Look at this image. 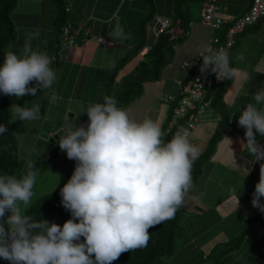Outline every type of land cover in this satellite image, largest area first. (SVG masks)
I'll return each instance as SVG.
<instances>
[{"label":"clouds","instance_id":"clouds-1","mask_svg":"<svg viewBox=\"0 0 264 264\" xmlns=\"http://www.w3.org/2000/svg\"><path fill=\"white\" fill-rule=\"evenodd\" d=\"M116 35L128 39L122 29ZM38 36L37 32L27 38L22 56L5 55L0 65V94L35 96L38 89H49L57 80L50 67L54 58L31 47V40ZM200 57L201 71L211 66L218 79L221 75L233 78L224 49L207 48ZM33 81L35 86L30 87ZM57 99L52 97L53 102ZM253 100L244 107L238 125L245 129L248 153L253 161H260L264 160V146L256 134L264 136V90L254 94ZM11 108L15 119L23 122L37 121L41 116L39 104ZM86 113V127L68 124L64 135H59V148L77 162L71 178L60 189L61 204L72 217L62 227L37 222L26 214L37 179L33 165L29 164L21 179L0 174V218L6 210L11 212L7 230L0 224V258L11 264H112L122 253L147 247L149 229L173 219L193 187L192 166L199 149L191 144L186 130H179L164 143L158 123L131 119L111 96ZM6 131L0 124V135ZM261 197L264 164L251 201L264 213ZM81 237L84 242H80Z\"/></svg>","mask_w":264,"mask_h":264},{"label":"crops","instance_id":"crops-1","mask_svg":"<svg viewBox=\"0 0 264 264\" xmlns=\"http://www.w3.org/2000/svg\"><path fill=\"white\" fill-rule=\"evenodd\" d=\"M249 1L216 0L217 13L226 20H232L246 9ZM151 2L157 5V11L168 15L165 18H169L177 8L174 6L176 0ZM177 3L185 4L184 0ZM32 4L38 5L37 12L28 9ZM144 4L146 0L63 1L64 6L69 5L67 16L71 21L87 19L90 35L105 37L111 41L109 46L102 47L91 37L76 45L61 42L54 30L56 28H53L56 12L50 0H16V14H13L20 30V50L24 51L22 41H27L30 35L38 32L39 36L31 40L32 49L54 58L50 67L55 71L57 80L49 89H38L37 94L31 97V103L26 102L32 107L41 105V121L50 126L46 130L47 136L55 139L58 133L64 132L65 125L78 127L88 117L86 111L101 98L112 67L135 47L137 23L148 5ZM185 6L181 9L188 11L187 4ZM188 19L187 34L173 42L170 59L162 66L158 77L144 81L138 98L124 108L131 119L137 122L151 119L162 128L169 118L170 103L161 100L160 95L170 94L176 97L179 94L181 85L190 73V70L180 67L181 61L190 60L206 45L211 35L220 34V31L200 24L198 16H188ZM121 29L128 39L117 37L116 33ZM147 46L145 44L138 55L132 56L117 70L112 92L119 90L120 77L130 71ZM228 55L234 76L227 78L226 84L200 115L189 136L191 144L199 149V156L208 146L210 153L206 161L202 162L199 176L187 194L185 203L179 208L180 229L175 237L180 239L177 251L181 256L184 249L190 251L188 246L196 241L193 236L200 238L202 255L207 248L210 250L213 244L225 241L232 235L231 228L230 231L227 230L228 223H232L235 228L239 222L242 224L247 217L259 210L253 207L251 201L264 160L253 161L244 145V128L227 132L225 125L227 120L238 123L244 107L248 103H254V94L264 90V15L235 36ZM241 55L243 60L238 59ZM35 83L33 81L29 86L34 87ZM54 95L59 97L55 102L52 101ZM217 130V137L209 144ZM256 135L258 143L264 146V136L258 133ZM39 137L38 132L31 135L34 147L45 146L46 142ZM52 137L49 141H52ZM260 202L264 204V197H261ZM261 222L264 226V216L249 226L251 230L247 235L248 246L264 231L259 232ZM177 251L172 253V259H177Z\"/></svg>","mask_w":264,"mask_h":264},{"label":"trees","instance_id":"trees-1","mask_svg":"<svg viewBox=\"0 0 264 264\" xmlns=\"http://www.w3.org/2000/svg\"><path fill=\"white\" fill-rule=\"evenodd\" d=\"M202 1V0H201ZM16 0H0V65L4 61V49L6 45L13 39V27L12 21L10 19V14L13 8L15 7ZM146 4L152 5L151 0H146ZM147 5V6H148ZM64 5L59 3L58 11L56 12V18L54 20L55 28H57V36H59L60 27L65 23H75L71 21L67 12L68 9L64 10ZM187 9H178L175 8V11L171 13L170 20L177 18L181 25L188 31V22L189 19L186 14ZM183 14V15H182ZM153 17V15L151 14ZM151 16H142L137 23V42L135 47H133L130 52H128L123 58H121L115 65L112 67L111 71L108 74L107 83L104 86V89L101 94V98L98 103H103V98L105 96L114 97L117 101V107L124 109L128 103L132 100L138 98L141 92V85L146 80L156 79L159 75V72L164 64H166L172 53V44L176 40L184 38L187 34L177 36L176 38L170 39L167 34L161 33L157 37L152 38L147 36L144 33V26L147 19ZM151 17V18H152ZM87 20V19H86ZM78 21V20H77ZM89 24V20H87ZM61 41V40H60ZM62 42V41H61ZM64 43V42H63ZM147 44V49L141 55L140 59L136 64L128 71V73L120 77V88L116 92H112V84L114 82V77L118 69L121 68L132 56L138 55L141 48ZM227 77L224 78V81L220 85L219 89L213 93L212 101L215 96L220 93V90L226 84ZM179 94L175 97L178 98ZM12 96L0 94V124L5 125L7 131L0 135V174L12 175L15 167L17 166V141L14 138L12 131L10 129L11 114H10V100ZM212 103V102H211ZM89 123V117H87L79 126H87ZM78 126V127H79ZM163 127L161 128L163 132ZM219 131L211 137L209 144H212L214 139L217 137ZM64 132L60 136H63ZM60 137L57 135V138H53L51 145L48 143L45 146L52 148V151L48 153L46 157H43L44 161H28V158L25 160V164L22 167L21 177H23L27 171L29 164L33 165L40 171H44L52 165L54 159L58 156H61L64 162H68L66 152L62 151L59 148ZM164 143H167L171 139L170 134H164L163 136ZM211 146V145H210ZM210 153V147H206L205 151L193 162L192 166V178L193 183L200 173V166L202 162L206 161ZM24 162V161H22ZM77 163V162H76ZM76 164L72 168L68 177L65 181L58 183L53 186V188L45 193H42L35 197L32 200V203L28 209H26V214L32 215L37 222L48 221L50 223H56L61 227L68 220L71 219V213L68 210H65L61 204V195L60 189L68 182L71 178ZM19 178V177H18ZM11 215L10 210H6L4 217L0 218V224H3L7 230V218ZM264 213L260 210L255 212L253 215L247 217L244 222L241 224V229L237 234L231 235L225 241L215 243L211 246L209 252H216L214 256H211V261L208 264H219L221 259L219 256L224 255L228 252H234L239 243L241 242L242 237L246 234V227L263 217ZM180 209L177 210L175 217L171 220L162 222L160 225H157L149 229L150 240L147 247L137 249L135 251H129L122 253L119 259L112 262V264H151L154 259L159 256H169L172 254L173 241L176 234L179 232L180 227ZM74 222H79L78 220ZM80 242H84V238L81 237ZM209 254V253H208ZM207 256V255H206ZM210 259V258H209ZM0 264H11L10 261L0 258ZM246 264H264V232L261 233L251 245V250L246 255Z\"/></svg>","mask_w":264,"mask_h":264},{"label":"built area","instance_id":"built-area-1","mask_svg":"<svg viewBox=\"0 0 264 264\" xmlns=\"http://www.w3.org/2000/svg\"><path fill=\"white\" fill-rule=\"evenodd\" d=\"M69 5L64 7L66 11ZM218 6L216 0H202L199 11V23L220 34H213L209 37L206 45L198 50L190 60L181 61L180 67L190 70L188 78L181 85L178 98L170 94H161V100L170 103L169 118L163 128L164 134H170L174 137L181 129L188 133L193 129L200 115L211 105L212 95L216 92L225 76L220 79L212 72L211 66L201 71L203 59L201 53L207 48L213 50H229L234 44L235 36L245 27L252 25L255 21L264 15V0H250L246 9L236 18L226 20L217 13ZM60 40L67 45H76L87 39L93 38L102 47H107L111 41L105 37H94L90 35L86 19H81L75 23H65L59 30ZM144 33L152 38L161 33L167 34L168 38L173 39L177 36L187 33L177 18L172 20L154 15L149 23L144 26ZM238 123L231 120L226 121L225 131L239 129Z\"/></svg>","mask_w":264,"mask_h":264},{"label":"rangeland","instance_id":"rangeland-1","mask_svg":"<svg viewBox=\"0 0 264 264\" xmlns=\"http://www.w3.org/2000/svg\"><path fill=\"white\" fill-rule=\"evenodd\" d=\"M50 1L53 2V8L55 9V12H57L59 3H61L62 5L64 0H50ZM181 1L182 0H176V4L174 6L181 9V8H185L186 7L185 5L187 4V8H188V11H186L187 17L188 16L189 17L198 16L199 18V11L201 8L200 0H184L185 4L177 3ZM37 7H38L37 4H32L30 8L28 9L31 11L37 12ZM13 13L16 14V4L10 14V19L12 21V27H13V39L6 45L4 49V56L9 52L16 53L18 56H22L24 52L23 49L20 50V46H21L19 42L21 41L20 36H19L20 30L18 29V25H16V17ZM41 13L44 14L43 11ZM142 14L143 16L145 15L151 16V14L153 16L154 14H156L161 17L168 16L164 13H160L159 11H157L156 4H152L148 6L146 5V11H142ZM151 17L147 19L148 21H146V23H149V21L151 20ZM54 26H56L55 23L53 24V28H55ZM54 30H56L57 32V28ZM22 42L21 43L24 44L25 46L26 41L23 40ZM31 97L32 95H26V96L17 98L14 95H12L11 100H10V106L12 107L13 105H18V106H24L26 108H31L32 106H29L28 103H26V102H30V103L32 102ZM11 107H10V114H11L10 129L12 131L14 138L17 141V158H18L17 166L15 167L12 175L17 179H21L22 178L21 177L22 167L24 166L25 160L27 158L29 162H31L32 160L43 162L44 159L42 158L46 157L48 153L52 151V148L50 146L49 148L46 146L34 147L31 135L35 132L40 133L39 138L45 141L46 145L48 143L51 145V142L49 141V139L52 136L50 137L47 136L46 130L50 128V126H49V123L43 124V121H41L42 114L40 116V119L37 121L23 122L18 118L15 119L14 109ZM13 119L15 120L12 121ZM60 134L61 132L58 133V135ZM75 164H76L75 160H69L68 162H64L63 158L61 156H58L56 159H54V161L52 162V165L49 168L45 169L44 171H40L37 168V166L34 167V170L37 172V179H36V183L33 188L34 195L32 197V200L38 195L50 191L53 188V186L57 185L58 183L65 181ZM231 224L230 223L227 224V230L231 228L232 235L237 234L238 231H240L239 229H241V223L239 222L235 228L232 227ZM250 225L251 224H249L246 227V234L242 237L241 242L239 243L237 249L234 252H228L218 257L219 259H221V262H219V264H246V255L251 250V246H248L249 237H247V235L250 234V230H251V228L249 227ZM259 225L261 227L259 232H261L262 230H264V226L262 222L261 224L259 223ZM193 237H195L196 241L192 242L191 245L188 246L190 251L187 250L188 251L187 252L184 249V252H183L184 254L181 256V253L178 252L179 246H180L179 245L180 243L178 241H180V239L178 240V238L175 237L173 241L172 251L178 250L175 253V255L177 256V259L176 260L172 259L173 257L172 254L169 256H159L158 258L154 259L151 264H179L180 262H182V264H208L211 261V256H214L216 252H207V250H209V248H207L206 251H204V254L201 255L200 238L197 236H193ZM204 244H202L201 247H203ZM205 252L207 254H205Z\"/></svg>","mask_w":264,"mask_h":264}]
</instances>
